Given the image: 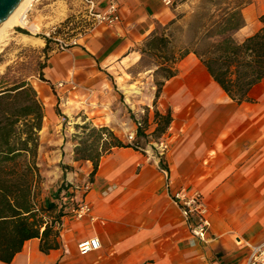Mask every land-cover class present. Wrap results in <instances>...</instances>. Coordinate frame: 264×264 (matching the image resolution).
I'll return each instance as SVG.
<instances>
[{
  "label": "crops",
  "instance_id": "0c3cea01",
  "mask_svg": "<svg viewBox=\"0 0 264 264\" xmlns=\"http://www.w3.org/2000/svg\"><path fill=\"white\" fill-rule=\"evenodd\" d=\"M94 1L101 11L110 0ZM114 1L119 6V23L94 26L65 52L52 50L41 72L46 82L29 80L44 109L37 135L42 182L39 156L46 150L48 155L64 153V164L71 171L63 174L62 182L74 176L78 181L76 171L83 183L88 181L92 164L74 161L73 148H62L58 138L63 108L73 103L93 125L103 119H92L91 114L117 111L103 72L137 63V48L157 25L165 26L174 18V9L164 0ZM253 4L246 15L242 11L245 27L236 37L246 39L260 30L259 25L250 29L249 25L255 17L264 16V0ZM176 69L177 76L165 83L156 106L147 114L146 135L156 127V110L172 116L164 135L165 170L158 166L162 159L153 161L146 151L114 149L101 158L87 194L76 192L78 201L91 206L97 222L64 217L59 249L43 254L40 240L32 239L9 264H243L246 246L264 241V81L249 93V102L237 104L193 54ZM66 82H73L77 89H56ZM90 90L93 96L87 93ZM132 122L119 132L108 129L122 142L129 136L135 139L137 127ZM181 190L204 197L210 222L205 243L192 241L190 224L173 201ZM93 237L99 239L100 250L81 257L78 244Z\"/></svg>",
  "mask_w": 264,
  "mask_h": 264
},
{
  "label": "trees",
  "instance_id": "16d2710c",
  "mask_svg": "<svg viewBox=\"0 0 264 264\" xmlns=\"http://www.w3.org/2000/svg\"><path fill=\"white\" fill-rule=\"evenodd\" d=\"M251 1L199 0L187 20H183L185 16H178L165 26H156L137 50L142 58L154 59L157 88L154 107L165 83L177 76V64L190 54L200 61L231 101L237 104L250 101L249 93L264 81V16L259 19L262 26L254 35L238 42L235 34L245 27L242 11ZM43 40L47 56L49 41ZM38 78L46 82L41 72ZM1 80L0 262L9 264L21 252L24 243L32 239L40 240L43 254L59 249L61 220L68 216L63 208H59V201L67 195L71 185L64 181L60 188L50 192L48 198L38 200L37 186L42 177L37 167V135L44 109L29 81L9 85L3 78ZM132 120L137 131L134 141L129 144H124L107 128H95L90 123L76 126L80 136L76 137L74 161L92 164L89 184L102 157L114 149L144 151L138 141L164 137L172 116L169 111L161 114L156 110V127L149 135H146L147 118L141 122Z\"/></svg>",
  "mask_w": 264,
  "mask_h": 264
},
{
  "label": "rangeland",
  "instance_id": "374dc122",
  "mask_svg": "<svg viewBox=\"0 0 264 264\" xmlns=\"http://www.w3.org/2000/svg\"><path fill=\"white\" fill-rule=\"evenodd\" d=\"M198 2L199 0L174 1L171 4L174 9V18L172 20L178 16H185L183 20H187L198 5ZM253 2L254 0L251 1L249 6L244 8L243 12L245 15L254 8ZM83 11L84 7L79 0L37 1L27 15V26L15 27L10 33L6 46L0 52V83L2 78L4 79L3 82L5 81L9 85L21 80H39V73L46 66L48 59V55L46 56L44 53L46 43L43 38L48 39L50 52L52 50L57 52L67 51L77 38L82 37L89 28L92 29L94 27L81 18ZM259 19V17H255L253 23L249 25V29L256 25L261 28L262 25L261 23L259 24ZM31 25L37 26L38 29L35 31L30 30L29 27ZM22 35L36 38L38 42L31 46L22 45L16 41V38ZM235 39L238 42L245 40L236 36ZM61 47H63V51L60 49ZM139 48L137 49L139 50ZM8 70L10 71L8 72ZM155 71L154 59L147 56L142 58L141 55L139 61L129 68L122 67L117 71H104L102 78L108 82L110 90L115 95L118 110L105 109L100 113L91 114L92 119H103L96 121L97 125H93L91 121H88L83 111L74 109L73 103L68 104L66 108H63L64 114H60L59 117L60 129L58 138L63 143L62 148L65 146L74 150L76 147L78 143L76 137L80 136V131L76 129V126L90 123L95 128L108 129L110 127L115 132H119L128 125L131 126L132 118L140 122L147 118V114L153 111L152 106L157 90L155 86ZM93 92L90 90L87 93L93 96ZM93 104L95 105V102ZM146 106L151 108L147 109ZM109 130L111 131V129ZM123 142L124 144L131 143L127 139ZM164 143V137L159 140L140 139L138 141V145L148 152V156L154 159L153 161L157 162L158 159H162V163H158V166L163 170L167 167L165 160L167 146ZM39 159L43 162L41 164L40 161L39 164H41L40 170L44 179L42 182L43 186L41 184L37 186L38 194L39 198H42V195L43 198H48L50 192L56 191L58 186L60 185L61 187L63 184V174L70 173L71 170L64 164V153L63 155L59 154V152L55 155H48L46 150L39 156ZM76 173L79 177L77 178L78 181H76L74 176L73 179L66 182L81 186L84 184L83 180L81 181L80 179L81 173L79 171H76Z\"/></svg>",
  "mask_w": 264,
  "mask_h": 264
},
{
  "label": "built area",
  "instance_id": "2783aa9c",
  "mask_svg": "<svg viewBox=\"0 0 264 264\" xmlns=\"http://www.w3.org/2000/svg\"><path fill=\"white\" fill-rule=\"evenodd\" d=\"M36 2H34L29 8L26 13L27 15ZM79 2L84 7L81 18L86 23H90V26H113L120 22L119 6L114 0H110L101 11L98 10V3L94 0H79ZM163 2L166 6H171L172 4L170 0H164ZM88 30H90V28ZM60 49L62 51L64 50L63 47ZM56 89L73 92L77 89V86L73 82H66L57 84ZM128 140L133 142L134 137L129 136ZM70 185L71 187L69 188L67 195L63 196L59 201V208H63L64 212L75 220L81 221L89 219L96 223L97 220L92 215L91 206L84 201H78L76 198V192L78 191L86 195L90 190L91 184L85 182L81 186L72 183H70ZM173 201L180 209L182 217L190 224V236L192 241L205 243L210 228V222L208 219V209L200 192L187 194L185 191L181 190L173 196ZM100 248V241L97 237L84 240L77 246L78 254L81 257H86L91 253L100 250ZM246 248L247 256L245 257L243 264H264V241L257 246L247 245Z\"/></svg>",
  "mask_w": 264,
  "mask_h": 264
},
{
  "label": "bare ground",
  "instance_id": "6f19581e",
  "mask_svg": "<svg viewBox=\"0 0 264 264\" xmlns=\"http://www.w3.org/2000/svg\"><path fill=\"white\" fill-rule=\"evenodd\" d=\"M36 1L37 0H23L21 4L17 7V9L14 11V13L9 17L7 22L2 27H0V52L2 48L6 46V43L10 37V33L15 27L27 26L28 18L26 13L32 6V4ZM29 29L35 31L38 29V27L35 25H31ZM16 41L22 45L31 46L35 45L38 42V39L22 35L18 36L16 38Z\"/></svg>",
  "mask_w": 264,
  "mask_h": 264
},
{
  "label": "water",
  "instance_id": "95a60500",
  "mask_svg": "<svg viewBox=\"0 0 264 264\" xmlns=\"http://www.w3.org/2000/svg\"><path fill=\"white\" fill-rule=\"evenodd\" d=\"M22 1L23 0H0V27L7 22Z\"/></svg>",
  "mask_w": 264,
  "mask_h": 264
}]
</instances>
